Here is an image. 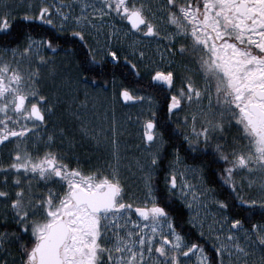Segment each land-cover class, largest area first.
<instances>
[{"label": "snow or ice", "instance_id": "obj_1", "mask_svg": "<svg viewBox=\"0 0 264 264\" xmlns=\"http://www.w3.org/2000/svg\"><path fill=\"white\" fill-rule=\"evenodd\" d=\"M0 38V264H264V0H0Z\"/></svg>", "mask_w": 264, "mask_h": 264}, {"label": "rangeland", "instance_id": "obj_2", "mask_svg": "<svg viewBox=\"0 0 264 264\" xmlns=\"http://www.w3.org/2000/svg\"><path fill=\"white\" fill-rule=\"evenodd\" d=\"M23 2L24 0H21V3ZM16 19H22V16H17ZM58 55L62 57L64 54L61 52ZM141 71H143V69H141ZM144 78L148 79L147 76H144ZM117 82L120 81L117 80ZM107 86L108 85L104 86L107 88V91H102L101 87H95L94 85L89 84L90 90L92 88L96 89V92L93 93V98L89 103L90 113L94 114L91 116V118L98 117L99 119H97L96 122H103L106 126L114 116L117 126L124 129L123 134L120 136L121 146L124 147L125 142L127 145H134L139 142L138 126L135 123L129 122L128 117L131 116L132 120L135 121L138 112L141 110V108H147L148 102L145 101L143 105L139 104L137 106H122L119 100L113 98L111 84L109 87ZM96 93L99 94L97 95ZM143 94L149 95L145 92H143ZM81 98L83 97L81 96ZM128 151H132V149L129 148Z\"/></svg>", "mask_w": 264, "mask_h": 264}, {"label": "trees", "instance_id": "obj_3", "mask_svg": "<svg viewBox=\"0 0 264 264\" xmlns=\"http://www.w3.org/2000/svg\"><path fill=\"white\" fill-rule=\"evenodd\" d=\"M27 24V21H24L23 19H16V23L14 25V31L20 36V38L22 39V33H23V29H22V25ZM55 35L59 36V40L58 43L61 44L63 47L65 48H72L74 53L77 55V59L80 58V56H82V52L80 50V48L76 47L74 48L71 45V37H67L64 36L63 34H59V33H55ZM66 41H68L66 43ZM0 43H3V39L0 38ZM121 64H123V61L121 60ZM112 76H115L116 78H119L120 80L124 81L126 84H128L129 86L132 85L133 81H139V77H135V76H130L128 72H125L123 70V68H118V67H114L112 63H110L109 65H107V71H106V75H105V79H108L109 81L111 80ZM144 81H147V78H144ZM97 84H101L100 81H97ZM138 86H142L145 93L153 95L156 100H160L161 99V95L156 92L154 89H151L147 86L146 83L144 82H140V84ZM160 113V114H159ZM158 115H161V118H163V111L158 112ZM222 162L216 165H213L210 169H209V174L210 175H214V173L216 171H218V169L220 167H222ZM161 176H163V173H161ZM216 179H218V177H215ZM162 183V181H161ZM227 187V186H225ZM178 216H182L185 219L187 218V211L186 209H178L177 213ZM259 218V216L257 215V219ZM255 222V221H253ZM247 226V225H246ZM209 250H210V246H209Z\"/></svg>", "mask_w": 264, "mask_h": 264}, {"label": "flooded vegetation", "instance_id": "obj_4", "mask_svg": "<svg viewBox=\"0 0 264 264\" xmlns=\"http://www.w3.org/2000/svg\"><path fill=\"white\" fill-rule=\"evenodd\" d=\"M74 56L76 57V59H77V55L74 53ZM118 81H122V80H120L119 78H116ZM124 82V81H123ZM125 83V82H124ZM96 85H98L99 87H101V84H95L94 86L95 87H98V86H96ZM110 86V84L107 86V87H109ZM160 94V93H159ZM161 95V94H160ZM120 101V103H121V105L122 106H127V105H129V106H137V105H139V104H134V103H132V102H127L126 104H124L123 102H122V99H120L119 100ZM162 101H163V96L161 95V99L160 100H158V106H159V108L161 109V111H163V105H162ZM160 114V113H159ZM161 116V115H160Z\"/></svg>", "mask_w": 264, "mask_h": 264}, {"label": "water", "instance_id": "obj_5", "mask_svg": "<svg viewBox=\"0 0 264 264\" xmlns=\"http://www.w3.org/2000/svg\"><path fill=\"white\" fill-rule=\"evenodd\" d=\"M122 102L124 103V104H126L127 102H124L123 100H122Z\"/></svg>", "mask_w": 264, "mask_h": 264}]
</instances>
